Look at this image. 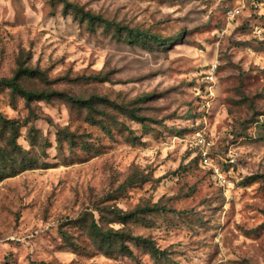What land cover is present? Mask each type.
<instances>
[{"label":"rangeland","instance_id":"rangeland-1","mask_svg":"<svg viewBox=\"0 0 264 264\" xmlns=\"http://www.w3.org/2000/svg\"><path fill=\"white\" fill-rule=\"evenodd\" d=\"M20 67L52 96L0 87V264H264V0H0V80Z\"/></svg>","mask_w":264,"mask_h":264},{"label":"trees","instance_id":"trees-1","mask_svg":"<svg viewBox=\"0 0 264 264\" xmlns=\"http://www.w3.org/2000/svg\"><path fill=\"white\" fill-rule=\"evenodd\" d=\"M80 12H81L83 17H86L90 21L91 20H97L99 22L109 24L105 20L101 19V17H99V16H94V15H91L89 13H84L82 10H80ZM155 40L157 41V38H155ZM39 72H40L39 70L20 67L17 74L13 78L1 79L0 80V87H5L8 89H11L13 92H16V93L22 95L27 101H30L35 95H36V97H45V96L50 97V96H52V94H50L48 92L35 93L33 91H29V90L25 89L24 87H22L20 82H19V79L21 78V76L28 75V76L32 77V76H35V74H38V76H40L41 73H39ZM72 101L77 102L78 104H80L82 106L88 105V103L85 101H80V100L75 101L74 99ZM131 115L134 118H139L138 116H136L134 114V111L131 113ZM0 125H1L2 129H4V130L7 129V130H10L12 132V136L9 139L10 144L16 145L17 144L16 140L18 137L17 136V130L20 128L19 124L18 123L14 124L13 121L6 120L0 115ZM30 132H33V131L30 130ZM57 140H58V143H61V140L59 138ZM1 174L2 173H0V176H1ZM254 179H262L264 181V176L263 175H255ZM114 213L118 216L120 214V212L119 213L114 212ZM131 216H132V214L127 215V217H131ZM90 230L105 245H108L111 242V237H115V238L119 237L120 239H122V233L119 232L118 230H114L112 228L103 229V228L99 227L94 221H92V223L90 224ZM63 238L67 239L65 236ZM137 239L140 240L139 238H137Z\"/></svg>","mask_w":264,"mask_h":264},{"label":"built area","instance_id":"built-area-1","mask_svg":"<svg viewBox=\"0 0 264 264\" xmlns=\"http://www.w3.org/2000/svg\"><path fill=\"white\" fill-rule=\"evenodd\" d=\"M242 12V8L240 6L230 8L227 10V15L229 18L233 19L238 17ZM254 33L256 35H261L262 34V29L259 26H254L253 29ZM214 70H215V65L212 66L211 70L208 72L206 75V80L209 82H212L213 77H214ZM195 145L198 148V158L200 165L207 169V172L214 182L216 186H218L220 189L223 191H229L233 189L234 182L230 180V170H223L222 167H220L214 160L211 158L209 147L210 144L198 133L196 138H195ZM235 157L232 151H229L227 154V161L228 164L232 165L234 164Z\"/></svg>","mask_w":264,"mask_h":264}]
</instances>
